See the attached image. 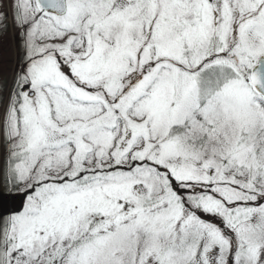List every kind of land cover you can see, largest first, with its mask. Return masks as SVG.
Listing matches in <instances>:
<instances>
[{
	"label": "snow or ice",
	"instance_id": "6c2138e0",
	"mask_svg": "<svg viewBox=\"0 0 264 264\" xmlns=\"http://www.w3.org/2000/svg\"><path fill=\"white\" fill-rule=\"evenodd\" d=\"M0 264H264V0H0Z\"/></svg>",
	"mask_w": 264,
	"mask_h": 264
},
{
	"label": "rangeland",
	"instance_id": "374dc122",
	"mask_svg": "<svg viewBox=\"0 0 264 264\" xmlns=\"http://www.w3.org/2000/svg\"><path fill=\"white\" fill-rule=\"evenodd\" d=\"M11 37V32L9 33V38ZM3 55L7 59L15 60V48L13 44L9 43L7 47L3 50Z\"/></svg>",
	"mask_w": 264,
	"mask_h": 264
}]
</instances>
